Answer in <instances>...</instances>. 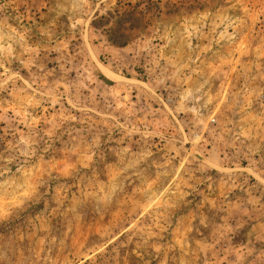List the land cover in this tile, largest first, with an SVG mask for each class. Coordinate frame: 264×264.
I'll list each match as a JSON object with an SVG mask.
<instances>
[{
  "label": "rangeland",
  "instance_id": "rangeland-1",
  "mask_svg": "<svg viewBox=\"0 0 264 264\" xmlns=\"http://www.w3.org/2000/svg\"><path fill=\"white\" fill-rule=\"evenodd\" d=\"M0 264H264V0H0Z\"/></svg>",
  "mask_w": 264,
  "mask_h": 264
}]
</instances>
